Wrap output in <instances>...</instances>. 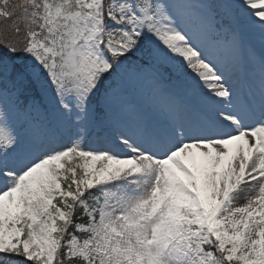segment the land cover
<instances>
[{
	"label": "snow or ice",
	"instance_id": "1",
	"mask_svg": "<svg viewBox=\"0 0 264 264\" xmlns=\"http://www.w3.org/2000/svg\"><path fill=\"white\" fill-rule=\"evenodd\" d=\"M0 264H264V0H0Z\"/></svg>",
	"mask_w": 264,
	"mask_h": 264
}]
</instances>
